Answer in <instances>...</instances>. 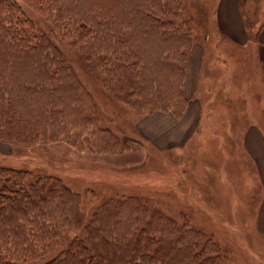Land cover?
<instances>
[{
    "label": "rangeland",
    "instance_id": "374dc122",
    "mask_svg": "<svg viewBox=\"0 0 264 264\" xmlns=\"http://www.w3.org/2000/svg\"><path fill=\"white\" fill-rule=\"evenodd\" d=\"M15 1L43 46L0 59V168L33 206L30 251L0 242V264L79 249L94 264H264V185L244 142L264 131V0L241 1L247 44L221 30V0ZM189 109L199 123L180 144L142 129Z\"/></svg>",
    "mask_w": 264,
    "mask_h": 264
},
{
    "label": "trees",
    "instance_id": "16d2710c",
    "mask_svg": "<svg viewBox=\"0 0 264 264\" xmlns=\"http://www.w3.org/2000/svg\"><path fill=\"white\" fill-rule=\"evenodd\" d=\"M19 13L21 12L15 0H0V59H22L26 54L32 52L34 46H43L42 37L33 32L32 21L26 16H24L25 18L19 17ZM21 14L23 15V13ZM162 22L166 21L162 20ZM250 35L251 41H254L258 36L253 39V35ZM37 64L34 62V66ZM18 177L21 179L20 175ZM10 179L8 169L0 168V242L5 243L7 241L6 244H11L12 246V249L8 248L9 250L22 255L21 253L30 251L23 247L27 238L25 231L31 223V217L30 215L27 217L26 213L33 206L32 201L29 199L30 193L28 194L27 189L12 190L9 183ZM186 237H188L190 249H197L199 241L192 237V233L188 232ZM78 251L79 253L74 254L76 257L65 258L61 263L57 264H94L90 256V258L86 259L80 254V249ZM138 262L139 256L133 254L127 256L125 262L122 261L119 264H140ZM1 264L18 263L1 259ZM146 264L156 263L149 262Z\"/></svg>",
    "mask_w": 264,
    "mask_h": 264
},
{
    "label": "crops",
    "instance_id": "0c3cea01",
    "mask_svg": "<svg viewBox=\"0 0 264 264\" xmlns=\"http://www.w3.org/2000/svg\"><path fill=\"white\" fill-rule=\"evenodd\" d=\"M242 0H221L219 5V23L221 30L237 43H248L250 38L244 26V17L241 11ZM257 56L262 64L264 80V25L259 34ZM194 72V69H193ZM195 75L192 77L194 78ZM196 111L188 110L181 118L171 113L154 112L143 120V130L157 135L164 146L179 144L192 132V127L199 123L194 116ZM150 124L151 129L146 127ZM245 146L252 155L264 185V131L257 124H251L244 136ZM260 228L264 230V198L260 210Z\"/></svg>",
    "mask_w": 264,
    "mask_h": 264
}]
</instances>
